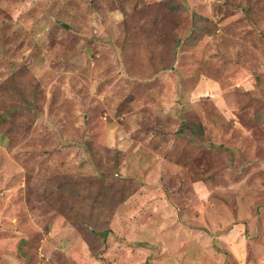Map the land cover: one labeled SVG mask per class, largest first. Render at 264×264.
I'll return each instance as SVG.
<instances>
[{
	"label": "rangeland",
	"instance_id": "1",
	"mask_svg": "<svg viewBox=\"0 0 264 264\" xmlns=\"http://www.w3.org/2000/svg\"><path fill=\"white\" fill-rule=\"evenodd\" d=\"M159 1L0 0V264H264V0Z\"/></svg>",
	"mask_w": 264,
	"mask_h": 264
},
{
	"label": "trees",
	"instance_id": "2",
	"mask_svg": "<svg viewBox=\"0 0 264 264\" xmlns=\"http://www.w3.org/2000/svg\"><path fill=\"white\" fill-rule=\"evenodd\" d=\"M171 1L173 2L174 0H161L159 2L148 3L145 6H141L136 11V13L143 12V14H145L146 12H149L152 15L153 24L154 23L157 24L158 23V16L156 14L158 12H160L163 8H166V7H164V5L166 3H170ZM142 17H143V15H142ZM194 19L195 18H193V21H194ZM193 24H194V22H193ZM195 31L196 30L194 29V32ZM182 125L185 128V130H186V128H189L191 130V132L194 133V134H191L192 137H195L194 140H196L199 143L204 142L203 140L200 139V138H202L201 137L202 128H201L199 123H196V124L182 123ZM119 181L122 182L123 185H121L119 183ZM128 181L129 180H121L117 177H107V176H102V175L98 176V177H93V178H89V177L87 178V177H80L78 175H72L70 177V182L72 184H70L69 187H71L75 183L77 185L72 187L71 189L70 188H68V189L73 195H78L79 190L84 188V189H87V191H91V192L96 191V198L91 203L89 201V198H83L81 200V202L78 204L71 202L69 204V208L72 211V213H71V211H69V214H68V212H65L62 210H58V212L65 219H67L71 224L75 225L74 228H78L79 226H81V222L85 221V220H79L78 219L79 216H81V217L87 216V221H88L89 215L93 216V217L95 216L93 214V212L98 217H103L104 214H107V213H111V215H112V211L110 212V209L113 206H117L120 202V200L116 196L117 192L120 191L121 187H127L128 189H130L131 184ZM124 193L121 194V196H123L121 201L125 199ZM87 195L91 197V194H87ZM87 202H89V203H87ZM80 204H81V207H80ZM82 205H85V210L82 209ZM71 215H73L76 219L72 218ZM91 222H92V220H91ZM91 222H90V225L92 226ZM91 233L97 235L98 237H100L104 241L107 234H108V230L107 229H104L102 231L96 230V232L94 231Z\"/></svg>",
	"mask_w": 264,
	"mask_h": 264
}]
</instances>
